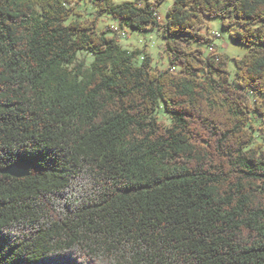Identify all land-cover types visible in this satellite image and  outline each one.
Here are the masks:
<instances>
[{
	"label": "trees",
	"instance_id": "trees-1",
	"mask_svg": "<svg viewBox=\"0 0 264 264\" xmlns=\"http://www.w3.org/2000/svg\"><path fill=\"white\" fill-rule=\"evenodd\" d=\"M160 2L0 0V264H264V0ZM213 17L250 48L233 77L194 45ZM124 25L169 66L138 62Z\"/></svg>",
	"mask_w": 264,
	"mask_h": 264
},
{
	"label": "rangeland",
	"instance_id": "rangeland-1",
	"mask_svg": "<svg viewBox=\"0 0 264 264\" xmlns=\"http://www.w3.org/2000/svg\"><path fill=\"white\" fill-rule=\"evenodd\" d=\"M125 0H114V2L119 3ZM174 2V0H161L158 5V9L161 13L163 19H165L166 10ZM73 17L81 18L83 20H93L97 19L99 28H109L110 26L117 27L118 22L108 17L107 15H101L98 13L97 9L92 7L90 4H76L74 5V10L72 12ZM236 27L225 28L223 26L221 17L206 18L205 25L202 28V32L211 36L212 32H220L222 34L221 38L215 39L216 46L213 52L225 53L229 60L228 70L230 76L233 77L236 71V65L234 58L243 57L246 53L250 51V48L241 42L234 40L231 37V31L235 30ZM123 30L126 32V36L120 37V44L123 48L130 51L139 50L140 55L138 62H140L141 55H150L153 59V65L158 66L161 70L166 69L170 62L167 53L165 52V39L158 34L155 30H149L146 32H141L132 27L124 25ZM195 46L202 48L205 52H208V43H194ZM93 61V55L87 51H82L79 53L75 65H83L87 67ZM159 118L161 120L168 121L167 116L163 114L160 110ZM252 122L254 123L255 136L258 142H264V132L259 130L261 120L252 116Z\"/></svg>",
	"mask_w": 264,
	"mask_h": 264
},
{
	"label": "water",
	"instance_id": "water-1",
	"mask_svg": "<svg viewBox=\"0 0 264 264\" xmlns=\"http://www.w3.org/2000/svg\"><path fill=\"white\" fill-rule=\"evenodd\" d=\"M30 168L31 162L22 159L8 166L4 172L15 177H24L30 173Z\"/></svg>",
	"mask_w": 264,
	"mask_h": 264
},
{
	"label": "built area",
	"instance_id": "built-area-1",
	"mask_svg": "<svg viewBox=\"0 0 264 264\" xmlns=\"http://www.w3.org/2000/svg\"><path fill=\"white\" fill-rule=\"evenodd\" d=\"M139 2H143L144 0H137ZM126 36V32L124 30L121 31V37H124ZM213 41L210 43L209 45V50H213L216 46V43H215V39L217 38H221L222 37V34L220 32H212V35H211ZM144 56H141V59H143Z\"/></svg>",
	"mask_w": 264,
	"mask_h": 264
}]
</instances>
